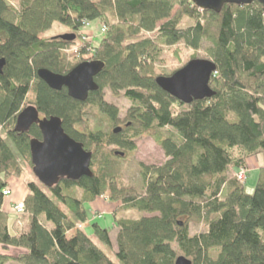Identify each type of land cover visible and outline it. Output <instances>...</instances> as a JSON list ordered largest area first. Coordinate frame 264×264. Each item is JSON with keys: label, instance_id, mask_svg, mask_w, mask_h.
Here are the masks:
<instances>
[{"label": "trees", "instance_id": "16d2710c", "mask_svg": "<svg viewBox=\"0 0 264 264\" xmlns=\"http://www.w3.org/2000/svg\"><path fill=\"white\" fill-rule=\"evenodd\" d=\"M183 18L193 24L182 29ZM96 20L105 32L92 61L105 67L95 78L98 90L81 103L65 89H49L36 72L65 75L80 64L66 61L63 52L85 24ZM54 23L75 40L41 39ZM202 42L211 45L208 57L216 67L209 82L214 96L185 105L156 86L153 64L159 46L183 44L196 51ZM0 59L5 61L0 127L24 161L31 164L29 141L41 140L36 125L26 134L14 131L17 115L28 105L43 117L59 118L71 139L95 151L91 178L62 180L51 189L27 184L28 218L17 230L2 206L6 180L20 170L0 134V249L19 251L14 257L0 254V264H114L110 251L119 264H174L179 257L191 264H264V167L252 195L227 175L264 155V13L257 2L225 5L215 14L200 11L190 0H0ZM105 89L114 96L123 93L132 103L125 130L117 134L115 128L109 134L90 131L83 123L85 108L117 123L118 110L104 101ZM164 129L171 135L156 137L155 143L167 161L142 166L140 195L117 186L108 174L109 155L95 163L104 148L132 152L135 139ZM99 197L145 215L116 221L115 251L107 230L91 226L92 237L107 252L82 231L88 222L84 204ZM189 219L202 221L206 231L191 236Z\"/></svg>", "mask_w": 264, "mask_h": 264}, {"label": "rangeland", "instance_id": "374dc122", "mask_svg": "<svg viewBox=\"0 0 264 264\" xmlns=\"http://www.w3.org/2000/svg\"><path fill=\"white\" fill-rule=\"evenodd\" d=\"M9 3L11 0H7ZM110 22H113L112 19ZM193 22L189 19L183 18L181 21V28L185 29L188 26H191ZM104 25L100 21H92L89 22L86 26H84L78 32V39L72 47L64 50L63 55H65L66 61H80V63L85 61H92L93 57V49L99 45L101 42L104 33L101 32V28ZM70 30L59 25L58 23H54L51 29L45 33L40 35L41 39H50L58 36L70 34ZM146 38L157 39L155 34H147ZM211 45L208 42H202L198 50L194 51L190 48H187L183 44H178L171 47L159 46L158 54L155 57V63L153 64V70L157 77H169L174 72L183 68L189 61L191 60H207L208 57V49ZM82 49H86L87 52L85 54H81ZM31 98V96H29ZM103 99L109 105L114 106L118 110L117 123L115 125L109 124L107 119L99 114L94 108H85L84 110V125L88 126L90 131L100 130L105 134H109L116 127H119L125 130V125L127 122V112L132 107V103L127 100L123 93L114 96L107 89L103 92ZM30 106V105H28ZM264 110V105L262 106ZM26 108V107H25ZM179 110V109H178ZM43 116H40V118ZM82 130V128H79ZM88 130V131H89ZM0 134L3 139H5L6 143L11 147L13 153L15 154L16 163L18 169L20 170V174L18 176H11L6 180V188L10 192L8 197H5L3 200L5 202V210L7 208L8 201L13 200L15 198H19L21 200H25L28 196L27 184L30 182H34L38 184L37 180L32 174V166L27 161H24L14 150L11 143L7 140L6 135L2 128L0 127ZM171 135L170 130H161L152 132L150 134L142 135L134 140L135 150L132 152H126L124 150L118 148H104L99 153L96 154L95 163H98L99 160L102 159L103 156L109 155V169L108 174L115 177V182L119 188H126L129 190H133L137 194H142L144 190V183L142 180V166L143 167H158L164 164L167 159L164 156V153L160 149V147L155 143V138L160 137L161 139L168 137ZM119 152L124 154L123 157L114 156L113 152ZM92 154L95 151H91ZM106 153V154H104ZM246 162L248 169L246 167L245 170V181L240 182L238 180L239 173L242 171H230L228 172V179H236L239 184L243 187V191L246 195H252L259 171L262 167H264V155H257L247 160ZM255 168V169H253ZM108 195V194H107ZM77 199L82 198V192L76 193ZM106 197V196H105ZM105 197H99L95 199L93 202L85 203L84 209L86 211L88 222L84 225L82 231L89 237L92 238L93 242L102 250L107 252L100 243L92 237V224H97L101 229L107 230L113 245L112 250H116L114 245V239L116 236L117 228L115 226L116 221L118 220H136L141 218L142 214H139L135 210L127 209L124 205L117 201L111 202L106 200ZM101 203H105L109 205V208L104 211L103 207L100 206ZM102 205V204H101ZM3 207V206H2ZM9 218L11 222L14 223L13 229L22 230L25 227V220L28 218V215L21 217H15L12 214L11 207L7 209ZM66 212L64 208H62ZM67 213V212H66ZM184 219H179V221H183ZM189 227V234L191 236L197 235L200 233H204L206 228L202 221L198 219H189L187 220ZM22 224V226H21ZM0 254H5L9 257L16 256L15 251H6L5 253L1 251ZM109 258L112 260L114 264H119L116 258L113 256V253L107 252ZM212 256L215 257L216 254L212 253ZM5 264H18L12 261H8Z\"/></svg>", "mask_w": 264, "mask_h": 264}, {"label": "water", "instance_id": "95a60500", "mask_svg": "<svg viewBox=\"0 0 264 264\" xmlns=\"http://www.w3.org/2000/svg\"><path fill=\"white\" fill-rule=\"evenodd\" d=\"M190 1L200 11H210L215 14H219L225 5L243 7L257 2L264 13V0ZM55 38L72 42L76 37L66 34ZM4 67L5 61L0 59V75ZM104 67V64L99 61H85L76 65L65 75L39 69L36 76L49 89L56 92L65 89L69 98L84 103L90 93L98 90L95 78ZM215 71L216 67L211 61L191 60L169 77H156L155 84L178 102L189 105L194 101L210 99L214 96L209 82ZM33 125L38 127L41 140L29 141L30 163L32 174L42 187L51 189L62 180L76 182L84 177H92L90 170L92 153L85 151L81 143L74 141L64 132L59 118H40L37 109L30 105L17 115L14 131L18 134H26ZM120 131L121 128L117 127L113 130V134ZM115 155L123 157L122 153L116 152ZM174 264H191V262L184 257H179Z\"/></svg>", "mask_w": 264, "mask_h": 264}, {"label": "built area", "instance_id": "2783aa9c", "mask_svg": "<svg viewBox=\"0 0 264 264\" xmlns=\"http://www.w3.org/2000/svg\"><path fill=\"white\" fill-rule=\"evenodd\" d=\"M87 24H85L84 26H86ZM101 32L104 33L105 32V27L103 26L101 28ZM242 172L239 173V176H238V180L240 182H244L245 181V172L243 170H240ZM10 192L8 190H5L3 192V196L4 197H7L9 196ZM11 211H12V214L15 216V217H21L23 215H25V208H24V204L23 202H19V203H15L11 206ZM79 228L81 229V226H79Z\"/></svg>", "mask_w": 264, "mask_h": 264}, {"label": "crops", "instance_id": "0c3cea01", "mask_svg": "<svg viewBox=\"0 0 264 264\" xmlns=\"http://www.w3.org/2000/svg\"><path fill=\"white\" fill-rule=\"evenodd\" d=\"M248 162V161H247ZM246 167H247V169L250 167V166H248V164L246 163ZM253 169H255V168H253ZM8 197V196H7ZM5 198V197H4ZM19 202H23V200H21V199H19V198H15V199H13V200H10V201H8V204H7V208H6V210H5V202H4V200H3V207H2V211H4V212H7L8 210L7 209H9L13 204H15V203H19ZM102 204V205H101ZM100 204V206H102L103 207V209H104V211L105 210H107L108 208H109V205H106L105 203H101ZM108 211V210H107ZM8 213V212H7ZM87 220H88V217H87ZM12 223V222H11ZM83 228H84V226H83ZM82 228V229H83ZM9 251H11V250H9ZM13 251H15V250H13ZM15 253H16V255L19 253V251H15Z\"/></svg>", "mask_w": 264, "mask_h": 264}, {"label": "flooded vegetation", "instance_id": "af4514ba", "mask_svg": "<svg viewBox=\"0 0 264 264\" xmlns=\"http://www.w3.org/2000/svg\"><path fill=\"white\" fill-rule=\"evenodd\" d=\"M41 116V115H40ZM41 118H44V117H41Z\"/></svg>", "mask_w": 264, "mask_h": 264}]
</instances>
